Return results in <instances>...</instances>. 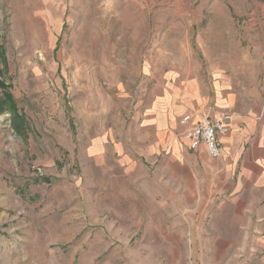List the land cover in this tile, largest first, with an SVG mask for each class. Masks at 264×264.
<instances>
[{
    "label": "rangeland",
    "instance_id": "1",
    "mask_svg": "<svg viewBox=\"0 0 264 264\" xmlns=\"http://www.w3.org/2000/svg\"><path fill=\"white\" fill-rule=\"evenodd\" d=\"M0 81V264H264V194L169 162L200 107L264 123V0H0Z\"/></svg>",
    "mask_w": 264,
    "mask_h": 264
},
{
    "label": "crops",
    "instance_id": "2",
    "mask_svg": "<svg viewBox=\"0 0 264 264\" xmlns=\"http://www.w3.org/2000/svg\"><path fill=\"white\" fill-rule=\"evenodd\" d=\"M203 108L205 107H200L195 111ZM235 116L230 134L220 138L223 155L219 160L211 159L204 147L198 152L190 151L181 139L183 128L178 120V135L189 153L177 152L169 155V162L176 165V168L170 170L171 173H176L177 179L182 178L181 171L187 169V163H190L188 167H193L191 168L194 174L193 179L197 181L201 179L199 183L210 186L211 192L216 194L226 192L235 195L248 192L264 194V123H261V120L250 121V118H243L237 113ZM246 142H249L248 149L245 146ZM197 174L201 176L197 177ZM173 207L176 210L186 208L181 201H173ZM246 209L262 212L264 211V200L259 201L257 205L250 204ZM182 218L185 219L184 216ZM258 219V224L263 225L264 229V218ZM262 236L264 233L259 235V238Z\"/></svg>",
    "mask_w": 264,
    "mask_h": 264
},
{
    "label": "built area",
    "instance_id": "3",
    "mask_svg": "<svg viewBox=\"0 0 264 264\" xmlns=\"http://www.w3.org/2000/svg\"><path fill=\"white\" fill-rule=\"evenodd\" d=\"M235 118L233 113L207 108L184 114L179 119L181 139L190 151L198 152L204 147L211 159L219 160L223 155L220 138L230 134Z\"/></svg>",
    "mask_w": 264,
    "mask_h": 264
},
{
    "label": "trees",
    "instance_id": "4",
    "mask_svg": "<svg viewBox=\"0 0 264 264\" xmlns=\"http://www.w3.org/2000/svg\"><path fill=\"white\" fill-rule=\"evenodd\" d=\"M10 111L14 113L13 128L22 133L26 128L25 118L18 113L16 102L12 93L9 91V87L0 81V112Z\"/></svg>",
    "mask_w": 264,
    "mask_h": 264
}]
</instances>
